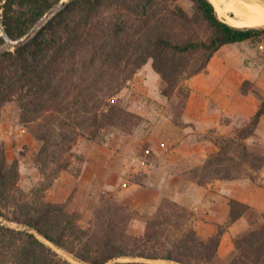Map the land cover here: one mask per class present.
I'll use <instances>...</instances> for the list:
<instances>
[{
  "label": "trees",
  "instance_id": "obj_1",
  "mask_svg": "<svg viewBox=\"0 0 264 264\" xmlns=\"http://www.w3.org/2000/svg\"><path fill=\"white\" fill-rule=\"evenodd\" d=\"M60 0H0L9 39L20 41ZM264 37L262 27H237L223 20L211 0H72L25 42L0 54V117L16 106L24 125L41 143V181L30 192L20 187V165L0 143V264H224L220 247L227 228L209 237L192 224V212L164 198L145 217L139 236L129 233L132 212L103 196L87 227L81 214L49 203L46 192L73 165L74 146L84 138L106 144L113 135H134L143 118L114 99L143 66L161 78L162 96L180 102V127L192 89L188 81L208 72L225 46ZM6 40L0 35V47ZM243 95L260 106L234 136H218L212 153L188 179L200 185L250 179L264 169V153L248 145L264 118V97L246 80ZM181 119V120H180ZM229 225L248 221L234 239L225 264H264V213L231 199ZM65 251L76 263L53 248Z\"/></svg>",
  "mask_w": 264,
  "mask_h": 264
},
{
  "label": "rangeland",
  "instance_id": "obj_2",
  "mask_svg": "<svg viewBox=\"0 0 264 264\" xmlns=\"http://www.w3.org/2000/svg\"><path fill=\"white\" fill-rule=\"evenodd\" d=\"M63 1L60 0L31 35L60 10ZM218 13L226 22L230 21L229 18L239 20L233 13ZM31 35L20 40L19 45ZM14 44L10 42L6 49H15ZM246 80L251 81L264 97V37L223 47L211 61L208 72L187 83L195 89L206 86L213 89L207 98L192 100L188 114L192 118L202 110L203 118L222 124L225 132L222 134L216 128L199 130L193 123L186 127L177 126L174 123V106L180 102V98L169 100L162 96L161 78L153 71L151 63L143 66L114 98L143 118L136 133L113 135L106 144L80 139L74 146L73 165L46 192V201L65 204L70 212L80 213L81 224L87 227L102 197H114L131 210L129 233L139 236L145 217L158 211L163 199L169 198L167 193L179 194L177 188L180 187L176 186V181L182 179L185 183L203 186L189 180L188 174L200 166L203 158L205 162L212 153L218 151L213 141L215 136H234L236 130L244 127L254 116L260 100L252 93H241ZM184 116L185 113L183 121ZM0 143L5 146L10 161L18 160L20 187L30 193L41 181L37 161L41 143L21 124L16 106L7 105L2 109ZM247 143L264 153V118L257 136ZM212 146L214 151L211 153ZM262 172L257 181L261 185L264 184ZM169 175L175 177L168 179ZM216 182H212V190L207 195L200 189V195L196 194L200 200H195L200 205L190 208V211L193 214L192 224L204 237L214 234L219 225L227 228L220 247L222 263L225 264L234 253L235 237L247 229L248 221L242 219L229 225L226 195L221 193L220 183ZM166 183L170 184L169 187H166ZM0 222L21 228L1 218ZM53 248L63 258L76 263L65 251Z\"/></svg>",
  "mask_w": 264,
  "mask_h": 264
},
{
  "label": "crops",
  "instance_id": "obj_3",
  "mask_svg": "<svg viewBox=\"0 0 264 264\" xmlns=\"http://www.w3.org/2000/svg\"><path fill=\"white\" fill-rule=\"evenodd\" d=\"M200 78V75L197 76ZM192 89V94L188 103V107L185 112L184 116V122L185 124H195L197 129L204 131L205 129H212L216 128L219 132L224 134V129L222 127V124L219 121L210 119V118H203V111L199 110L195 117L190 118L189 117V109L190 104L192 100L198 99L200 101L201 98H207L208 95H211L213 89H209L207 86L199 89H195L192 86H190ZM214 148L213 146L210 147L209 152H213ZM204 162V158L202 159L200 165ZM262 176L264 177V170H262ZM170 178L175 177L174 175H169ZM179 179V177H176ZM261 180V179H260ZM216 183H220V191H223L224 195H226L227 204L229 205V202L231 199H237L239 201H242L244 203H247L254 208H256L259 212L264 213V184L261 185L258 182H254L250 179H240L235 181H218ZM264 183V182H262ZM169 183H166V187H169ZM211 184H208V186H199L195 183H189L184 182V180L179 179V181H176V186H179L180 188H177L179 190V194L173 193H167L169 195V198L172 200L180 203L184 207L188 208H195L198 202H195V200H200V196H197L196 194L200 195V189L202 193H205L207 195L209 191L212 190ZM158 204V203H157ZM156 204V205H157ZM200 205V204H199ZM155 208V205H154ZM156 208L153 210L155 211ZM228 213V212H227ZM199 232V231H198ZM200 233V232H199ZM213 233H210L207 237L211 236Z\"/></svg>",
  "mask_w": 264,
  "mask_h": 264
},
{
  "label": "bare ground",
  "instance_id": "obj_4",
  "mask_svg": "<svg viewBox=\"0 0 264 264\" xmlns=\"http://www.w3.org/2000/svg\"><path fill=\"white\" fill-rule=\"evenodd\" d=\"M66 1L68 0L63 2ZM211 2L217 11L230 12L239 18V20L229 18L228 23L231 25L237 27L264 25V3L261 0H211Z\"/></svg>",
  "mask_w": 264,
  "mask_h": 264
},
{
  "label": "built area",
  "instance_id": "obj_5",
  "mask_svg": "<svg viewBox=\"0 0 264 264\" xmlns=\"http://www.w3.org/2000/svg\"><path fill=\"white\" fill-rule=\"evenodd\" d=\"M0 35L6 40V44L0 47V54L4 51H7L6 47L11 42L5 32L4 25H3V12L2 9H0ZM12 43V42H11Z\"/></svg>",
  "mask_w": 264,
  "mask_h": 264
},
{
  "label": "water",
  "instance_id": "obj_6",
  "mask_svg": "<svg viewBox=\"0 0 264 264\" xmlns=\"http://www.w3.org/2000/svg\"><path fill=\"white\" fill-rule=\"evenodd\" d=\"M72 0H68V1H66V2H63L61 5H60V9H62V8H64V7H66L67 5H68V3H70ZM263 3H264V0H261ZM52 12V11H51ZM50 12V13H51ZM49 13V14H50ZM12 43H15L14 45H15V47H18L19 46V41H17V42H14V41H12L11 39H9Z\"/></svg>",
  "mask_w": 264,
  "mask_h": 264
}]
</instances>
